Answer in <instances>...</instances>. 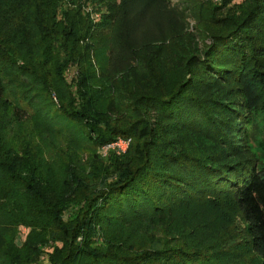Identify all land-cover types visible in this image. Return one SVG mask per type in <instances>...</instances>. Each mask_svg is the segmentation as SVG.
Listing matches in <instances>:
<instances>
[{"label":"trees","instance_id":"16d2710c","mask_svg":"<svg viewBox=\"0 0 264 264\" xmlns=\"http://www.w3.org/2000/svg\"><path fill=\"white\" fill-rule=\"evenodd\" d=\"M116 2L5 1L0 68L14 71L27 63L9 44L26 28L41 59L35 67L53 77L52 87H65L69 94L61 100L60 115L81 125L94 149L118 138L131 139V144L123 155L111 151L106 158L98 156L81 174L76 161L67 163L64 157H54L56 167L50 168L39 146L18 144L12 128L0 125V264H220L164 228L147 224L141 231L126 232L124 222L161 217L180 204L228 194L246 225L250 253L264 264V140L262 119L256 115L264 93V44L258 33L249 31L264 30V3L255 4L241 24L225 26L228 17L219 19L224 28L212 34V46L202 57L186 58L184 80L164 85L156 94L134 83L132 89L131 82L126 86L123 78L110 75L118 52L102 44L112 28L101 27L106 19L117 20ZM26 16L33 22L24 27ZM17 26L19 33L12 32ZM104 57L112 58L106 63ZM71 70L75 75L69 80ZM214 76L236 85L240 98L232 105L198 92ZM7 90L0 77V105L4 101L11 111L13 125L22 124L30 112L17 106L11 110ZM136 102L140 109L190 132L214 135L235 149L226 130L244 128L260 157L235 160L222 153L163 148L147 116L134 113ZM227 111L234 116L221 118ZM52 172L57 174L52 177Z\"/></svg>","mask_w":264,"mask_h":264},{"label":"rangeland","instance_id":"374dc122","mask_svg":"<svg viewBox=\"0 0 264 264\" xmlns=\"http://www.w3.org/2000/svg\"><path fill=\"white\" fill-rule=\"evenodd\" d=\"M5 1L0 0V17L4 16ZM116 3L119 12L117 20L104 19L105 26L101 27L112 28V31L104 35L102 44L113 45L118 52L109 66L110 75L123 78L124 84L131 82L129 87L132 89L134 83L149 93L157 94L164 90V85L172 86L184 80L186 58L195 54L202 57L212 46V34L224 28L221 27L224 22L219 19L228 17L225 26L230 23L241 24L255 4H262L264 0H167L164 3L118 0ZM31 19L26 16L24 27L30 25L28 22H33ZM95 19L101 18L96 15ZM31 25L37 27L36 23ZM11 26L7 25L9 28ZM7 27L4 28L5 32L8 31ZM255 29H249L250 33H258L264 44V30L258 32ZM25 31L26 28L19 33L18 26L17 29L13 27L12 32L20 35L9 44L10 49L22 54L27 63L20 64V68L14 71L0 68V77L8 86L5 101L9 103L11 110L15 106L27 109L30 118L22 124L13 125L11 111L6 110L3 101L0 105V125L12 128V136L18 144L39 146L45 159H49L50 168L56 167L53 165L54 157H64L67 163L76 161L79 173H87L90 162L98 156L106 158L104 153L107 150L103 149L105 146L94 149L86 141L87 135L83 127L60 115L61 100H67L69 94L65 87H52L49 81L53 77L47 78L37 70L34 64L41 63L37 43ZM107 58L112 57H104L106 63ZM74 75L75 70H71L67 77L71 80ZM220 80L215 76L208 78L210 84L201 85L198 92L203 97L221 98L226 106H230L240 98L236 85ZM262 96L260 113L256 114L262 119L259 126L260 140H264V93ZM135 104L134 113L147 116L153 127L154 137H157L163 148L172 146V149L190 148L203 153H222L235 160L254 161L260 157L257 143L252 142L244 128L243 132L241 128L233 129L232 132L226 130L235 149L214 135L190 132L183 129L181 124L164 119L154 111L140 109V102ZM118 111L125 114L121 107ZM227 112L220 117L234 116L232 111ZM111 151L116 152L109 149L107 154ZM55 174L57 173L52 172V177ZM147 224L152 228H164L177 234L181 240H186L187 246L212 254L220 264L259 262L247 247L246 225L231 194L220 199L204 198L198 202L180 204L161 217H143L137 221L131 219L124 222L126 232L141 231V228H147ZM25 232L22 229V234Z\"/></svg>","mask_w":264,"mask_h":264},{"label":"built area","instance_id":"2783aa9c","mask_svg":"<svg viewBox=\"0 0 264 264\" xmlns=\"http://www.w3.org/2000/svg\"><path fill=\"white\" fill-rule=\"evenodd\" d=\"M130 144H131V139L118 138L115 142L105 146L103 149L107 151L111 149L113 151H116L118 155H123L129 149ZM107 151H105L104 153L105 156L108 153Z\"/></svg>","mask_w":264,"mask_h":264}]
</instances>
